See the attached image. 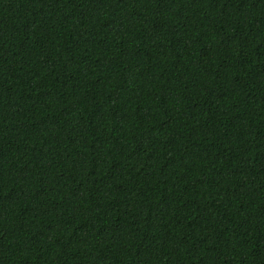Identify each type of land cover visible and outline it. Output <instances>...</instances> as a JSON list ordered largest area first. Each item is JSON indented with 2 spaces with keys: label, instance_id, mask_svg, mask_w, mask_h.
<instances>
[{
  "label": "trees",
  "instance_id": "1",
  "mask_svg": "<svg viewBox=\"0 0 264 264\" xmlns=\"http://www.w3.org/2000/svg\"><path fill=\"white\" fill-rule=\"evenodd\" d=\"M0 264H264V0H0Z\"/></svg>",
  "mask_w": 264,
  "mask_h": 264
}]
</instances>
